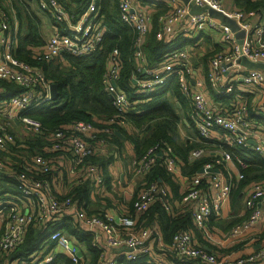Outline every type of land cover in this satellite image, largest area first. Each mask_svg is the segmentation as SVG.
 Instances as JSON below:
<instances>
[{
	"label": "built area",
	"instance_id": "2783aa9c",
	"mask_svg": "<svg viewBox=\"0 0 264 264\" xmlns=\"http://www.w3.org/2000/svg\"><path fill=\"white\" fill-rule=\"evenodd\" d=\"M191 1L198 8L210 7L221 11L224 0ZM36 2L53 19L55 27L43 50L35 53L36 62H50L62 54L86 57L100 48L107 29L100 20L95 0H90L86 11L76 20L66 13L58 0ZM162 2L168 11L158 18L157 39L173 38L180 30L195 36L204 32L220 35L227 49L211 51L207 81L212 90L227 94L234 91L236 94L232 96L234 102L229 110H215L208 97L196 90V84L195 89L191 86L195 72L192 53L187 48L171 51L157 67L148 69L142 45L151 24L150 6L141 5L136 0H118L120 20L135 33L133 56L137 62L136 72L145 76L140 80L134 78L135 93L143 96L156 94L168 79L177 78L180 95L189 107L187 118L202 145L189 152L187 161L192 164L203 159L211 160L204 162L189 177H184L168 144L151 146L141 158L134 159L133 176H145L161 160L163 169L175 182L182 176L184 191L174 199L160 181L144 183L135 196L134 212L116 215L108 209L88 215L79 200L67 195L72 187L82 182H86L95 193L104 190L102 169L92 164L90 159L99 153L106 141L96 142V137L100 138L91 123L74 122L43 136L46 142L44 149L49 157L35 154L27 158L28 162L20 174H12V167L8 166L11 161L9 152L15 143L12 131L14 133L15 128L21 127L34 135L41 132L40 123L23 113L52 101V84L41 67L13 57L9 15L0 6V82H11L23 89L21 93L0 101V152L6 154L0 158V175L14 176L21 195L13 200L15 202L0 200V262L24 243L30 225L37 230H45L62 221H72L90 236L91 247L99 251L100 264H124L140 258H146L153 264H264V240L258 239L264 229V183H250L241 192L245 216L239 223L226 231L208 226L211 219L214 222L222 220L232 189L243 179L237 169V166L244 167L243 162L235 157V164L227 149L251 147L264 160V123L259 119L264 116V98L256 107V113L248 111L251 107L245 99V95L253 94L254 88H264V70L241 71L243 67L236 64L240 56L264 64V23L251 27L244 23L243 13L238 11L227 15L245 32L240 51L234 34L218 20L207 14L190 15V8L179 0ZM119 69V52L114 49L109 55L102 83L116 117L122 119L131 104L125 93L118 89ZM104 131L109 132L108 129ZM14 154L16 157L26 155L23 151ZM229 163L233 164L236 172ZM213 169L218 172H213ZM200 170L203 172L199 173ZM177 184L180 186L179 182ZM21 199L26 201V209L18 204ZM157 201H161L166 214H171L174 209L190 210L192 224L199 236L192 231L181 230L166 245L154 222L149 226H139L137 215L146 212ZM49 242L55 243L60 250L51 249L40 257L46 249L42 245L40 251L28 256L27 263L51 264L58 255H62L69 264H85L80 250L70 243L65 233L53 230L45 240V243ZM240 244L243 248L236 250ZM104 248L119 250L121 257L105 262Z\"/></svg>",
	"mask_w": 264,
	"mask_h": 264
},
{
	"label": "trees",
	"instance_id": "16d2710c",
	"mask_svg": "<svg viewBox=\"0 0 264 264\" xmlns=\"http://www.w3.org/2000/svg\"><path fill=\"white\" fill-rule=\"evenodd\" d=\"M2 1L3 0H0V6L8 13ZM34 1L36 2V0ZM95 1L100 20L107 30L100 48L86 57H73L69 54H62L56 61L36 62L34 59L35 53L32 49L41 47L43 41L40 38L36 21L26 16L27 32L24 36L18 34L17 46L15 49H11V54L21 62L41 67L46 79L51 84L56 85L57 95L54 100L43 103L23 113L25 116L40 123V133L36 135L25 133L26 135L24 138L19 139L12 131V134L15 136V143L9 152L11 161L8 165L12 167V174H20L23 170V166L28 162L27 158H31V156L35 154H44L49 157V153L44 149L46 142L43 140V136L57 129H63L74 122L82 121L91 123L94 126L98 132V138H100L97 139L96 137V142L99 140L106 141L104 147L116 146L120 142V139L115 135V132L118 131L124 136L126 141H129L133 145L137 159L141 158L143 154L155 144H168L173 149L180 163L182 175L184 177H189L191 174L195 173L204 162L211 159H203L189 164L187 161L189 152L202 145L200 142L180 144L177 140L175 125L179 122V116L175 114V104H171L168 98H165L166 92L172 93V95L177 98L178 105L184 108V111L188 114L189 107L180 95L177 78L171 77L168 79L165 85L160 89V93L158 92L148 96L136 94V86L133 80L134 78L138 80L144 79L145 76L141 72H136L137 62L133 56V38L135 33L120 20L118 0ZM136 1L141 5L157 8L154 13H150L151 24L142 45L146 67L148 69H153L166 58L168 53L176 49H181L178 41L183 38V35L177 33L173 38L164 37L163 39H157L156 33L159 30L158 18L164 15L168 11V8L162 1ZM58 2L63 6L66 13L72 17L73 20H76L86 11L90 0H58ZM235 6L246 13L249 11L260 12L264 10V0H235ZM50 19L52 23H54L53 19ZM9 21L11 25L12 21L10 15ZM114 49L118 50L120 60L117 86L120 91L125 93L131 104L122 119L116 117V111L112 107L110 96L104 90L102 83V76L107 68L109 55ZM212 54L213 52L209 53L208 57ZM204 84L212 90L207 78ZM22 91L23 89L14 83L1 81L0 101L12 95L19 94ZM248 111H251V109L249 110L248 108ZM250 115L252 116V113ZM259 119L264 123V116ZM110 120L114 121L111 122ZM121 121H123V123H121ZM186 121L189 122L188 118ZM152 122L154 123L152 124ZM106 129H108L109 132H102ZM227 150L232 155L235 164V157H237L243 162L244 167L236 165L237 169L243 175V179L235 184L229 199L230 210L233 212L234 218L228 221L219 220L215 222L211 219L208 222L209 227L215 226L223 230L239 223L245 216L243 215L242 217L236 218V214L240 212L243 206L240 193L244 191L245 187L250 183H264V160L252 151L251 147H231ZM18 151H23L26 155L16 157L14 152L16 153ZM4 156H6V154L0 152V158ZM90 162L101 168L104 176V167H107L112 161L109 159L105 162L103 159H99L97 154L90 159ZM107 179L109 178H104V184ZM158 181L166 186L168 190L176 193L177 187L175 181L163 169L161 160L143 176L142 183L148 184ZM16 186L17 181L14 176L8 175L5 177L4 175H0V200L8 201L11 197L12 199H19L18 197L21 195ZM138 190L139 188L135 191L131 201L127 204L129 213L134 212L133 202ZM89 191L88 184L82 182L72 187L67 195L79 200L83 207L86 208L88 215L100 213L103 209L108 208L106 199H103L106 202V206L102 205L104 208L96 204L95 201H89ZM137 221L138 225L143 227L149 226L154 222L159 227V231L166 245H169L172 236L181 230H189L194 232L196 236H199L198 230L195 229L192 224L190 210L174 209L171 214H166L163 210L161 201L155 202L146 212L137 215ZM55 229L65 233L70 239L83 243L91 255L89 264H97L99 251L91 247L90 236L72 221H62L59 225L48 227L45 230H37L36 227L30 225L24 243L12 252L14 258L27 263L26 259L28 256L34 252L40 251L42 245L46 247V249L41 253L40 257L45 256L55 245L53 242L45 243L50 232ZM258 239L259 241L264 240V229L259 234ZM60 260L64 264H69L67 259L63 258L61 255L56 257L51 264H57ZM124 264L153 263L147 262L146 258H140L137 261H126Z\"/></svg>",
	"mask_w": 264,
	"mask_h": 264
},
{
	"label": "crops",
	"instance_id": "0c3cea01",
	"mask_svg": "<svg viewBox=\"0 0 264 264\" xmlns=\"http://www.w3.org/2000/svg\"><path fill=\"white\" fill-rule=\"evenodd\" d=\"M257 1V0H251ZM5 9L8 10L10 15V19L12 21L9 29V36L12 39L13 48L15 49L17 46V36L21 34L24 36L27 32V17L29 16L34 21H36L38 32L40 38L43 41V45L39 48L32 49L34 53H39L43 50L45 42L48 40L49 36L54 31V24L52 23L50 16L39 8L37 2L34 0H3ZM150 13H154L157 8H148ZM221 11L226 15H231L234 12H241L244 15V23L249 24L251 27L255 25H259L264 23V10L260 12H243L236 8L235 0H224L221 3ZM181 25L178 27L180 29ZM179 35H183V38L179 39L178 44L181 48H187L192 53V68L195 72V80L191 81V86L196 90L203 92L208 99L210 100L212 107L215 110L227 111L231 108V104H233L234 99L233 95L236 94L232 91L230 94L221 93L215 90H210L205 84V79L207 78L208 70H209V53L212 50L225 51L227 49V45L224 44L220 35L212 32H204L197 36L191 35L190 33H183L178 31ZM157 38V37H156ZM244 68H241V71H244ZM160 93V92H159ZM262 96V97H261ZM232 97V98H231ZM165 98L171 102V104H175V114L179 116V122L175 125L177 140L180 144L182 143H193L199 142L198 137H196V132L189 123L186 117V111L184 108H181L178 105L177 98L172 95L170 92H166ZM264 98V88L256 89L254 88L253 94L245 95V99L249 102L251 107V112H257L256 107H258L261 103V100ZM263 101V100H262ZM186 106V104H185ZM140 109V108H138ZM154 122H152L153 124ZM130 131V129L128 128ZM124 137V136H123ZM141 137V135H140ZM119 138V137H118ZM120 139V142L115 146L109 147H101V150L98 153L99 159H103L105 162L111 159V163L105 166L104 178L108 177L109 179L105 180L104 190L100 193H92L89 197V201H95L98 205L106 206V202L108 205V210H110L113 214H127V204L131 201L135 191L140 188L144 183H142L143 177H135L132 173V163L134 159H136L135 151L133 145L126 141V139ZM116 150V152H115ZM230 166L233 168V171L236 172L233 164ZM106 172V173H105ZM179 182L180 186L175 182L177 191L176 193L170 191L171 196L174 199H178L180 191L183 192L185 187L183 186L184 179L181 178L176 180ZM67 183V180H66ZM109 186V188H108ZM108 192V193H106ZM105 193V195H104ZM114 193L116 196L112 199H106V202L103 200L104 197L109 194ZM108 197V196H107ZM14 199L8 200V202H15ZM21 204L24 209L27 208L25 206L26 201L21 199L18 203ZM243 205V204H242ZM102 208H104L102 206ZM104 210V209H103ZM243 214V213H242ZM237 217H242L240 212L236 214ZM234 218L233 212L230 210L229 202L224 207L222 213L221 221H228L229 219ZM244 218V217H243ZM153 224V223H152ZM232 227V226H231ZM2 228V223L0 222V230ZM230 228V227H229ZM228 228V229H229ZM226 229V230H228ZM225 230V231H226ZM67 236V235H66ZM70 243L77 246L83 255V259L85 264H89L91 255L87 251L86 246L83 243H80L77 240L71 241L69 236H67ZM55 247V248H54ZM52 250L59 251L56 244L51 248ZM83 251V252H82ZM104 261H113L119 259L121 257L119 250H108L104 248ZM12 255V257H11ZM58 255L57 257H59ZM62 256V255H61ZM64 258V257H63ZM19 260L14 258L13 253L7 254L3 257L0 264H18ZM57 264H63L60 260ZM97 264H100L97 258Z\"/></svg>",
	"mask_w": 264,
	"mask_h": 264
},
{
	"label": "water",
	"instance_id": "95a60500",
	"mask_svg": "<svg viewBox=\"0 0 264 264\" xmlns=\"http://www.w3.org/2000/svg\"><path fill=\"white\" fill-rule=\"evenodd\" d=\"M182 2L183 5L187 6L190 8L189 13L190 15H201V14H207L213 19L218 20L222 25L228 27L230 31L234 34L237 45L239 47V50L241 51V46L243 43V39L245 36V32L240 28L238 23L224 14L222 11H216L214 9H211L210 7H202L198 8L193 5V2L191 0H179ZM236 64L240 65L246 70H254V69H259V70H264V64L261 62H252L248 60L244 56H240L236 60ZM50 94H51V100H54L57 95V87L56 85L52 84L50 87ZM115 135L121 139H125L118 131L115 132ZM253 144V142L251 141ZM203 171L200 170L199 173H202ZM213 172H218L217 169H213Z\"/></svg>",
	"mask_w": 264,
	"mask_h": 264
},
{
	"label": "rangeland",
	"instance_id": "374dc122",
	"mask_svg": "<svg viewBox=\"0 0 264 264\" xmlns=\"http://www.w3.org/2000/svg\"><path fill=\"white\" fill-rule=\"evenodd\" d=\"M154 1H168V0H154ZM56 60H58V59H56ZM55 60V61H56ZM25 133H28L27 131H25L23 128H21V127H17V128H15V130H14V134H15V136L16 137H18L19 139H23L24 138V136L26 135ZM229 166H230V163H229ZM90 191V196H91V194L92 193H94V191L95 190H93V189H89ZM106 193H108V192H106ZM104 195H105V193H104ZM108 196V197H107ZM115 194L114 193H109V194H107L105 197H104V199H112V198H115ZM242 195H241V193H240V197H241ZM117 197V196H116ZM244 214V207L242 206L241 207V209H240V215H243ZM223 230V229H222ZM71 241H73L72 239H71ZM243 247L241 246V244L239 245V246H236L235 247V249L236 250H239V249H242Z\"/></svg>",
	"mask_w": 264,
	"mask_h": 264
}]
</instances>
